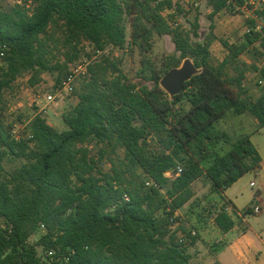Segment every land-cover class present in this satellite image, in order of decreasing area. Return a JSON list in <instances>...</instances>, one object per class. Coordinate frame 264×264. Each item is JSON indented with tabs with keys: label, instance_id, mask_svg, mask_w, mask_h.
<instances>
[{
	"label": "trees",
	"instance_id": "obj_1",
	"mask_svg": "<svg viewBox=\"0 0 264 264\" xmlns=\"http://www.w3.org/2000/svg\"><path fill=\"white\" fill-rule=\"evenodd\" d=\"M207 2L216 15L247 0ZM171 8L172 0H33L32 11L0 7V47L9 48L7 66L0 70V97L21 74L47 69L41 37L53 27H62L71 43L85 39L102 51L106 45L125 46L126 15L131 17V45L143 56L155 35L172 36L180 56L166 59L164 75L187 59L198 70L171 98L160 86L163 73L146 58L143 78L151 88L129 80L120 60L103 58L89 66L91 78L64 118L67 130L57 131L37 115L30 136L15 139L0 122V176L8 156L27 161L8 181L0 180V264H49L37 246L75 251L71 264H196L189 252L195 238L189 245L179 242L191 232L181 225L169 231L176 212L193 198V184L206 177L212 191L222 193L261 166L248 136L226 151L219 145L229 135L217 128L229 113H248L264 127V86L252 101L237 66L238 56L256 44L259 34L249 29L240 47L224 42L228 56L215 66L209 42H193L191 31L169 26L162 13ZM194 28L198 36V25ZM260 46L264 49V39ZM232 66L238 74L228 77ZM150 137L158 149H151ZM92 142L105 144L113 154L108 172L95 173L97 163L86 147ZM179 166L183 171L177 175ZM150 180L153 184L147 185ZM162 210L167 218L159 220ZM218 210L211 216L227 233L236 222ZM41 225L47 233L30 244Z\"/></svg>",
	"mask_w": 264,
	"mask_h": 264
},
{
	"label": "rangeland",
	"instance_id": "obj_2",
	"mask_svg": "<svg viewBox=\"0 0 264 264\" xmlns=\"http://www.w3.org/2000/svg\"><path fill=\"white\" fill-rule=\"evenodd\" d=\"M172 2L173 8L163 11V18L167 20L172 29L176 28L177 25L175 24H179V27L191 31L193 42H209L211 61L215 66L228 56V49L224 46V42L237 44L240 47L246 42L249 29L259 34L256 44L249 46L238 56L237 66L238 71L244 72L243 81L248 83L249 89L258 88L262 91L264 86V56L261 53L264 49L260 45L264 39L263 0H255L254 4H248L246 8H228L216 15H212L213 10L208 5L207 0H172ZM17 5L28 11L33 10V0H0V7L2 8ZM125 23L127 27L125 46L106 45L102 51L97 50L85 39L74 43L69 42L62 27L50 29L47 35L41 37L46 44L44 52L47 69L37 68L34 71L21 74L0 97V122L3 123L4 128L13 137L27 139L31 134L32 120L40 115L46 118L49 125L57 131L67 130L68 126L64 118L76 107L82 85L91 78L89 66L98 63L103 58H110L114 61L120 60L121 70L129 80L137 85H147L151 88L153 84L143 78V70L146 69L143 62L144 58L150 61L149 66L162 74L165 70L166 59L173 56L179 57L180 54L176 52L172 36L155 35L151 51L147 55H141L139 50L131 45L132 28L129 15L125 16ZM195 25H198L196 28L198 36H195L196 32L194 33ZM184 62L185 60L182 61L179 69L182 68ZM6 66L5 59L0 60V70ZM77 69L79 71L75 80V95L78 100L73 96H64L61 91L65 78ZM238 71L232 66L228 68L226 74L228 77H235ZM33 79L34 83H32ZM233 87L237 90L236 86ZM50 95L56 97L53 103L48 101ZM245 124L243 115L233 113H229L220 120L217 123V128L226 131L229 139L219 146L228 151L238 139L244 136L249 137L252 131L249 123L243 128ZM14 132L16 133L14 134ZM148 144L151 149L159 148L158 142L153 137L149 138ZM86 147L89 150V157L97 163L95 173L108 172L111 168L109 158L113 157V154L108 151L107 146L92 142ZM33 148V144H30V149ZM103 150L106 151V154L102 157ZM26 163L27 161L24 159L8 156L3 163L4 171L0 180L8 181L11 175ZM192 189L195 196L176 212V216L179 225L182 226L181 228H185L187 233L196 231L198 234L194 237L192 245H189L192 261L196 264H207L209 254L213 253V249L222 243L211 239L213 238L211 237L213 229L211 228L212 225H209L212 218L211 213L218 209V203L216 193L212 191L210 181L206 177L195 182ZM157 217L159 220L167 218L163 210L158 213ZM250 224L255 231H264V214L261 215L258 223L251 219ZM179 225L170 227V233L174 232ZM208 231L210 233L206 235ZM41 237L42 234L37 233L30 239V244H37ZM37 250L41 258L44 259L43 247L37 246Z\"/></svg>",
	"mask_w": 264,
	"mask_h": 264
},
{
	"label": "crops",
	"instance_id": "obj_3",
	"mask_svg": "<svg viewBox=\"0 0 264 264\" xmlns=\"http://www.w3.org/2000/svg\"><path fill=\"white\" fill-rule=\"evenodd\" d=\"M242 88L252 101H256L261 95L258 88L251 90L248 83L244 81ZM243 116L246 123L243 128L249 123L252 131L249 138L261 156V166L242 176L224 192L216 193L218 208L226 202L234 207L235 213L229 215L236 224L229 232L223 233L216 226L214 219L211 218L209 222L213 229L211 231L213 238L211 239L222 243L217 246V250L215 247V251L213 249V253L209 254L207 264L215 262L220 264H264V231L257 232L250 224L251 219L258 223L261 215L264 214V127L250 114L246 113ZM254 207L259 208L258 213H254ZM247 210H250L249 214L246 213ZM209 233L210 231L206 235Z\"/></svg>",
	"mask_w": 264,
	"mask_h": 264
},
{
	"label": "built area",
	"instance_id": "obj_4",
	"mask_svg": "<svg viewBox=\"0 0 264 264\" xmlns=\"http://www.w3.org/2000/svg\"><path fill=\"white\" fill-rule=\"evenodd\" d=\"M264 1V0H263ZM248 4H254L253 0H247L246 4L243 6V8H246V6ZM177 25V24H175ZM250 32V30H248V33ZM9 48L7 45H3L2 47H0V60H4L6 58L7 52H8ZM81 69V68H79ZM79 69L73 71L71 74H69L65 80L62 83V93L64 94V96H73L76 100H78V97L75 95V80L77 77V73L79 71ZM56 97L55 96H48V101L49 103H53L55 101ZM16 132H14L15 134ZM16 139H18L16 136H14ZM183 171L182 167L179 166L177 168V175L181 174ZM168 176H170L171 174L168 173ZM153 181H148L147 185H152ZM127 199V198H126ZM219 212H225L226 214H233L235 213V209L232 206V204L226 202L224 203V205L220 208H218ZM254 213H258L259 212V208L258 207H254ZM177 216H175L176 218ZM172 224L174 226L179 225V222L177 221V219H173L172 220ZM3 227L5 229H8L10 231V228L8 227V225L3 224ZM39 233L41 234H46L47 233V228L44 225H41L39 228ZM198 234L196 231H192L190 233V236L188 235H181L179 237V242L181 244H190L191 239H193L194 237H196ZM75 254V251H69L67 253H63L58 249H46L44 248V257L45 260L49 263V264H71V257Z\"/></svg>",
	"mask_w": 264,
	"mask_h": 264
},
{
	"label": "water",
	"instance_id": "obj_5",
	"mask_svg": "<svg viewBox=\"0 0 264 264\" xmlns=\"http://www.w3.org/2000/svg\"><path fill=\"white\" fill-rule=\"evenodd\" d=\"M197 68L189 59L185 60L182 68H174L168 71L162 78L160 86L171 96L175 97L183 92L186 82L196 73Z\"/></svg>",
	"mask_w": 264,
	"mask_h": 264
}]
</instances>
